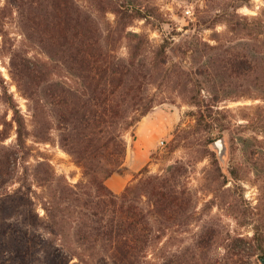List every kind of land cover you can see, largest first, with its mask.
Masks as SVG:
<instances>
[{"label": "rangeland", "instance_id": "obj_1", "mask_svg": "<svg viewBox=\"0 0 264 264\" xmlns=\"http://www.w3.org/2000/svg\"><path fill=\"white\" fill-rule=\"evenodd\" d=\"M77 2L91 7L89 0ZM112 2V7L119 3L137 11H130L134 18L122 32L117 31L119 17L113 8L102 13L92 7L105 35L113 30L112 38L105 43L110 42L120 57L127 60L137 57L148 66L151 73L147 102L155 105L126 132L128 149L132 151L139 136L143 144L151 145L150 162L142 170L144 175L164 174L175 165L186 171L183 184L190 189L195 205L190 225L165 232L150 250L151 264H168L172 260L186 264V256L193 251L204 252L200 255L202 264H263L264 0ZM27 28L32 31L33 23L23 20L15 0H0V74L31 132L28 148L19 158L16 176L2 185L0 192L19 191L13 198L19 206L16 218L29 219L26 221L29 224L30 209L35 218L39 214L42 230L35 232L42 235L43 242L36 240L30 253L35 264H48L47 257L61 245L54 233H48L51 229L43 206L54 189L38 185L36 166L40 160L51 162L57 175L66 177L72 185L85 181V175L61 142L57 120L52 116L53 107L45 101L37 113L35 102L11 74L12 59L18 54V60L28 57L41 64L49 83L71 80L66 69L28 37ZM246 60L250 68L239 72ZM198 100L208 105L206 113L211 115L209 123L203 126L198 125L199 108L195 105ZM0 114H7L9 120L13 115L2 102ZM37 119L49 126V132H45L47 142L33 135ZM221 137L227 143L224 159L214 146ZM162 141L164 145L160 144ZM5 144L16 149L15 130ZM140 178L141 175L130 185ZM0 202L2 217L3 202ZM66 206L69 205L63 207ZM69 211L71 214H58L57 219L70 217L59 228H64V239L71 240L76 249L74 232L70 229L76 214L72 205ZM7 247L4 241L0 243L1 260L12 256ZM70 257L79 262L76 256Z\"/></svg>", "mask_w": 264, "mask_h": 264}, {"label": "trees", "instance_id": "obj_2", "mask_svg": "<svg viewBox=\"0 0 264 264\" xmlns=\"http://www.w3.org/2000/svg\"><path fill=\"white\" fill-rule=\"evenodd\" d=\"M15 2L23 20L33 23L32 31L27 28L28 37L38 42L57 65L65 68L71 80L49 83L41 64L28 57L18 60V54L12 59L11 74L23 92L35 102L37 113L45 101L53 107L52 116L57 120L61 142L85 175V181L72 185L66 177L57 175L51 162L40 160L36 166L38 185L54 189L43 206L51 229L48 233H54L61 245L46 262L151 264L150 250L165 232L188 227L195 215V205L190 189L183 184L186 171L176 165L159 175H144L142 171L138 182L129 185L121 194H116L107 185V180L120 172L126 160V132L155 105L147 102L150 69L137 57L129 60L120 57L110 42L105 43L106 39L112 38L113 30L105 35L92 7L102 13L113 8L119 17L117 31L122 32L134 18L130 11L136 12V8L131 10L119 3L112 7V0H89L91 7L77 0ZM247 64V60L243 61L238 71L250 68ZM0 102L6 104L13 114L11 120L7 114H0L1 187L16 176L19 158L28 148L31 132L1 74ZM195 105L199 108L198 125L209 123L208 105L200 100ZM36 123L33 135L47 142L45 132H49V126L38 119ZM12 130L16 133V149L5 144ZM18 193L0 192L3 196L0 199L3 202L0 243L8 244L7 249L12 254L8 260L0 259V264L37 263L30 252L36 246V240L43 242L42 235L35 232V229L42 230L39 214L35 218L30 209L32 218L29 224L26 222L29 219L16 218L19 206L13 198ZM20 200L23 201V197ZM65 205L69 206L63 207ZM70 205L76 213L75 224L70 227L76 249H73L71 240L64 239V228H59L60 223L70 217L57 219L58 214H71ZM202 254L204 252L193 251L186 256V264H202ZM70 256H76L79 262H74ZM168 264L178 263L172 260Z\"/></svg>", "mask_w": 264, "mask_h": 264}, {"label": "crops", "instance_id": "obj_3", "mask_svg": "<svg viewBox=\"0 0 264 264\" xmlns=\"http://www.w3.org/2000/svg\"><path fill=\"white\" fill-rule=\"evenodd\" d=\"M150 146L141 142L140 136L132 151L128 149L126 160L121 171L107 180L108 187L116 194H121L141 175L142 170L150 162Z\"/></svg>", "mask_w": 264, "mask_h": 264}, {"label": "water", "instance_id": "obj_4", "mask_svg": "<svg viewBox=\"0 0 264 264\" xmlns=\"http://www.w3.org/2000/svg\"><path fill=\"white\" fill-rule=\"evenodd\" d=\"M214 146L216 147V149L219 152V155L222 159H224V156L227 153V143L224 137H221L219 139H217L214 142ZM262 263L264 264V257L262 258Z\"/></svg>", "mask_w": 264, "mask_h": 264}, {"label": "built area", "instance_id": "obj_5", "mask_svg": "<svg viewBox=\"0 0 264 264\" xmlns=\"http://www.w3.org/2000/svg\"><path fill=\"white\" fill-rule=\"evenodd\" d=\"M160 144H161V145H164V141H162Z\"/></svg>", "mask_w": 264, "mask_h": 264}]
</instances>
